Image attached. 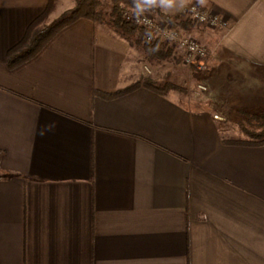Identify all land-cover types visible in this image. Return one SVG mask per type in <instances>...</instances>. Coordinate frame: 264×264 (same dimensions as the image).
Listing matches in <instances>:
<instances>
[{"label":"crops","instance_id":"0c3cea01","mask_svg":"<svg viewBox=\"0 0 264 264\" xmlns=\"http://www.w3.org/2000/svg\"><path fill=\"white\" fill-rule=\"evenodd\" d=\"M48 2L0 0V264H264V145L227 135L264 108V0H208L228 24L195 32L212 86L233 70L248 81L244 108L96 94L139 80L142 59L86 18L10 69Z\"/></svg>","mask_w":264,"mask_h":264},{"label":"trees","instance_id":"16d2710c","mask_svg":"<svg viewBox=\"0 0 264 264\" xmlns=\"http://www.w3.org/2000/svg\"><path fill=\"white\" fill-rule=\"evenodd\" d=\"M126 5H131V0H77L74 6L63 11L47 24L46 21L54 6V0H49L43 12L30 23L23 37L7 50L6 61L8 67L15 69L35 57L59 31L81 18L89 19L94 23L103 24L112 29L128 40L130 44L136 46L143 54L142 59L144 61L147 59L148 62H162L169 59L177 65L181 64L182 53L180 49L166 43L161 37L153 39L151 45L145 43L144 33L140 26L126 20L122 15L121 8ZM155 13L160 18L164 17V14L158 10ZM170 27L181 28L183 33L191 35L197 31L196 25L189 16H175L170 23ZM156 45L159 46L160 51L149 53V47ZM206 72L204 76L208 77ZM200 81L202 80H199L198 83ZM140 87L151 89L163 96H167L171 92H178L182 96H186L189 92L187 82L179 83L168 80L158 82L153 76L146 75L123 89L110 93L95 90V93L109 99ZM245 114L248 115L246 117L248 118L246 120L248 125L255 124L259 130H248L250 127L244 124L243 129L247 132L248 138H238L231 142L244 145H264V108L260 112H243L241 115ZM254 120L255 122L252 123ZM240 125L243 124L240 123Z\"/></svg>","mask_w":264,"mask_h":264},{"label":"rangeland","instance_id":"374dc122","mask_svg":"<svg viewBox=\"0 0 264 264\" xmlns=\"http://www.w3.org/2000/svg\"><path fill=\"white\" fill-rule=\"evenodd\" d=\"M77 0H55L54 4L56 5V8L50 12V15L46 21V23H50L52 20H54L56 17H58L63 11H65L68 8H71L72 6H74V4L76 3ZM108 2V1H107ZM126 6H130V5H126ZM166 16V15H164ZM158 18H160L158 16ZM199 30H203V29H198ZM196 32V31H195ZM193 33V36H195L199 41V33ZM210 42H206L205 45L208 47H212L210 44ZM138 55V54H137ZM143 54L140 52L139 53V58H143L142 57ZM140 60L139 64H138V71H139V75L142 77L146 76L144 75L145 73L143 71H141L142 69V65L143 63H145L147 66H149L150 70H152V74L153 77L158 81V82H164L166 80L168 81H175V82H179V83H184L187 82V86H188V90L189 92L187 93L186 96H182L183 98L185 97H189L186 98V102L190 103L191 106H194V101L192 100V98L195 99V97L197 98L198 96L203 98H216V97H221L222 99L226 97L227 102H229V107L232 108V106H237V108H244L243 105L240 103L241 101L243 102H248V100L251 98V96L253 95V91L249 88L248 85V81L246 80V78H244L241 73H237L234 72L236 70H233V74L231 75L233 78L231 80H229L230 78L227 79V76H225V74L221 75L222 77H224L225 79L221 80V79H213L212 81H214V85L212 86L210 84V79H207L209 77L208 73H206L205 77L204 74L206 72V70L204 69L201 72H195L193 70H191L188 67H184V65L181 64H175L172 61L168 60H163L162 62H158V61H153V62H148L147 59L146 61ZM141 72V74H140ZM144 73V74H143ZM148 74V73H147ZM150 74V73H149ZM215 78V77H214ZM200 81V83L206 85V90H199L197 89V83ZM252 81V79H250ZM254 82V81H253ZM198 91V92H197ZM261 93V96L264 97V90L263 92H259ZM250 94H252L250 96ZM191 98V100H190ZM215 100H212L211 103L209 104H213ZM188 103V104H189ZM189 104V105H190ZM209 104L205 107H209ZM240 104L242 106H240ZM215 105V104H214ZM212 105V109L216 106ZM250 107V106H249ZM248 108V107H247ZM215 109V108H214ZM248 115H236L234 114L231 120V118H229L230 120L228 121V129L229 132L227 133V135L234 137V138H243V139H247L248 138V134L246 131H244L243 126L245 124V126L250 127L248 130H259L258 127H256L255 124H249L247 123V119L246 118ZM255 122L252 121V123ZM243 124V125H240Z\"/></svg>","mask_w":264,"mask_h":264},{"label":"built area","instance_id":"2783aa9c","mask_svg":"<svg viewBox=\"0 0 264 264\" xmlns=\"http://www.w3.org/2000/svg\"><path fill=\"white\" fill-rule=\"evenodd\" d=\"M122 15L126 20L132 21L130 17V6H123L121 8ZM200 15L206 19L201 21L200 19L193 18L190 12H178L173 16H164L163 18L156 17L155 13L150 14L152 20V31L154 37H161L166 43L178 47L182 53V64L195 72H201L206 69L207 59L210 55V49L205 44L201 43L195 36L191 34L183 33L181 28H171L170 23L175 16H189L198 29L210 30L218 27L227 26L228 22L219 13L213 10L200 9ZM140 26L143 33L145 31L144 26ZM172 30L176 33V41L169 42L163 37V30ZM144 73L149 74L151 70L149 66H144ZM197 89L206 90V85L202 83L197 84ZM218 117V116H217Z\"/></svg>","mask_w":264,"mask_h":264},{"label":"clouds","instance_id":"9594fccd","mask_svg":"<svg viewBox=\"0 0 264 264\" xmlns=\"http://www.w3.org/2000/svg\"><path fill=\"white\" fill-rule=\"evenodd\" d=\"M208 0H131L130 19L136 24L145 28V43L151 45L155 39L152 31V20L150 14L159 11L166 16H173L178 12H190L193 18L201 21L206 18L200 15V9L207 6ZM163 37L169 42H175L176 33L172 30H163ZM149 53H157L160 51L159 46H152L148 49Z\"/></svg>","mask_w":264,"mask_h":264}]
</instances>
